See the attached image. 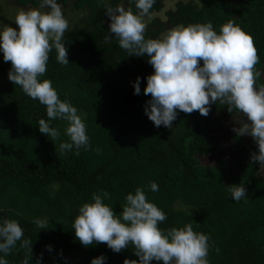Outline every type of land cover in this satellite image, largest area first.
<instances>
[{
    "label": "trees",
    "instance_id": "16d2710c",
    "mask_svg": "<svg viewBox=\"0 0 264 264\" xmlns=\"http://www.w3.org/2000/svg\"><path fill=\"white\" fill-rule=\"evenodd\" d=\"M164 0H154L151 12H158ZM123 2L137 12L129 0H58L84 12L79 24L63 37L69 64L60 65L56 51L49 52L46 71L59 99L67 100L85 123L89 147L61 151L68 142L66 122L52 120L59 136L39 132V119L48 120L45 106L29 98L7 78L10 62L0 65V219H14L23 230L22 239L32 242L31 256L20 241L4 257L8 264H90L99 255L105 264L138 260L129 244L119 253L104 243L82 246L75 238L72 223L79 206L93 193L107 192L104 203L118 215L129 192L141 188L147 199L166 214L158 225L162 230L191 224L194 232L209 237L208 264H264V170L253 162L257 151L253 139L232 135L231 147L240 156L234 173L227 172L225 158L203 164L200 158L221 147L215 127L229 113L225 105L210 104L207 116L198 111L178 112L172 128L154 127L144 114L145 77L152 73L147 57H137L118 46L113 36L105 43L109 18L105 9ZM176 1L164 14L166 23L154 18L146 27L145 39H161L168 26L211 22L215 30L232 21L252 38L259 57L255 65L264 85V0ZM39 5V0H19ZM111 35L110 33H108ZM202 64V61L200 62ZM140 77L141 94L134 95L132 83ZM225 122V123H224ZM158 185L152 192L149 182ZM243 185L246 198L233 201L228 186ZM45 221L39 229L34 219ZM194 221V222H193ZM196 222V223H195ZM46 246H51V251ZM46 250L52 259L38 258ZM63 256L70 258L66 261ZM150 264H163L150 261Z\"/></svg>",
    "mask_w": 264,
    "mask_h": 264
},
{
    "label": "clouds",
    "instance_id": "9594fccd",
    "mask_svg": "<svg viewBox=\"0 0 264 264\" xmlns=\"http://www.w3.org/2000/svg\"><path fill=\"white\" fill-rule=\"evenodd\" d=\"M137 9L133 13L122 5L107 7L109 17L105 43L115 37L118 46L128 55L147 57L152 67L145 77L144 114L154 127L172 128L178 112L191 114L194 110L207 116L210 104L226 106L229 113L246 117L233 128L237 136L248 135L257 151L250 159L264 170V85L258 83L261 72L252 38L239 25L228 21L215 30L211 22L178 25L161 39H145L146 25L142 17L149 13L154 0H129ZM16 28L0 25V53L3 61L10 62L7 78L29 98L45 106L48 120L39 119V132L55 140L59 132L50 126L52 120L66 122L64 134L68 142L59 149L67 151L88 149L86 126L77 109L67 100H61L48 79H40L46 71L49 52L56 51L60 65L69 64L63 37L68 20L58 0H39L38 7L21 9L14 17ZM202 61V64L200 63ZM134 95L141 94L140 77L131 82ZM152 192L158 191L155 182H149ZM229 197L235 202L246 198L243 185L228 186ZM107 192L93 193L82 203L72 223L75 238L82 246L104 243L115 253L131 244L138 260L125 259L123 264H208V240L203 233L194 232L191 224L162 230L158 225L166 214L150 202L144 191L137 187L125 196L121 212L116 215L112 206L104 203ZM194 222V221H193ZM39 229L45 221L34 219ZM196 223V222H195ZM23 230L14 219H0V264H8L6 257L20 241V247L31 256L32 242L22 239ZM51 251V246H46ZM99 255L90 264H105ZM22 264H29L28 255ZM36 264H39L37 260Z\"/></svg>",
    "mask_w": 264,
    "mask_h": 264
},
{
    "label": "rangeland",
    "instance_id": "374dc122",
    "mask_svg": "<svg viewBox=\"0 0 264 264\" xmlns=\"http://www.w3.org/2000/svg\"><path fill=\"white\" fill-rule=\"evenodd\" d=\"M176 1L186 2L188 0H164L163 1V6H162L160 11L148 13L146 16L142 17V22L146 25V27L148 26V24L154 18H157L160 21L166 23L167 17L164 14V11L167 10V9H173L174 8V4L176 3ZM192 1L194 3H196L197 5L200 3L199 2L200 0H192ZM119 5L125 6L126 3L123 2L122 4H119ZM61 6H62V12H63L64 16L66 17V19L68 20V24H69V27L67 29V31H68V30L76 27L79 24L80 19H81L82 15H83L84 9L83 8L76 9L70 3H66V4L61 5ZM33 7H38V5L37 6H33V5L29 4V3L25 4V5H21V4L20 5H16L15 4V0H0V25L4 24V25H7V26L16 28L17 26H16V24L14 22V17L17 14V12L20 11L21 9H28V8H33ZM107 18H109V17L107 16ZM166 27H167V29H165L163 32H161L159 34L160 38H163V36H165L167 34V31L170 30L171 28L175 27V26L171 27V26L167 25ZM3 62L4 61H3L2 53H0V65L3 64ZM4 77H5L4 73L0 74V82L3 81ZM227 122H229V125L231 127H233L232 126L233 122L231 120L228 119ZM227 124H222L224 126H220V128L223 129V130L230 129ZM215 131H217V130H215ZM225 134L226 133H224V135ZM225 136L226 137L222 136L218 140H221L222 138L223 139L224 138H227V139L229 138L228 135H225ZM217 137H218V134H217ZM229 140H227L228 143H229L228 145H230ZM220 158L230 159V154L228 153L227 149L224 150V152L222 153ZM200 161L203 164L204 163L205 164L214 163L216 161V157L213 156V154H210V155H206V156L201 157ZM227 172L229 174H232L235 171H234V168L231 166V167H229L227 169ZM63 257L65 258L66 261H70L69 260L70 258H68L67 256H63ZM38 258L44 259L47 263H51L52 262V259L50 258V255L47 253V251L45 249L42 250L38 254Z\"/></svg>",
    "mask_w": 264,
    "mask_h": 264
},
{
    "label": "flooded vegetation",
    "instance_id": "af4514ba",
    "mask_svg": "<svg viewBox=\"0 0 264 264\" xmlns=\"http://www.w3.org/2000/svg\"><path fill=\"white\" fill-rule=\"evenodd\" d=\"M18 1L19 0H15V4L16 5H20L19 3H18ZM21 5H25V4H21ZM227 119H229V120H231L232 122H233V127H231L230 125H229V122H226L225 124H227L228 126H229V128L230 129H225V130H223V129H221L220 128V126H224V125H222L223 123L222 122H219L218 123V125L215 127V130H217V131H220V132H218V137H217V140L218 139H220L222 136H224V137H226L225 135H228L229 136V138L227 139V138H222L221 139V142H222V147L216 152V153H212L213 154V156H215L216 157V159L217 158H219L221 155H222V153L224 152V150L225 149H227L225 146H227L229 143H228V141L227 140H229V142H230V146H233V140H232V135H234V134H236L234 131H233V128H238L239 127V121L240 120H245L246 121V117H244V116H242V115H240V116H237V115H234V116H231V117H228V116H224V118H222V121H225V120H227ZM224 133H226L225 135H224ZM227 136V137H228ZM242 136V139L244 140V141H246L247 139H249V136L248 135H241ZM227 151H228V149H227ZM229 154H230V159H227L226 160V162H227V169L229 168V167H233V165H234V163L237 161V160H239L240 158V156H238L235 152H234V150H233V148L231 147V149H230V152H229Z\"/></svg>",
    "mask_w": 264,
    "mask_h": 264
}]
</instances>
